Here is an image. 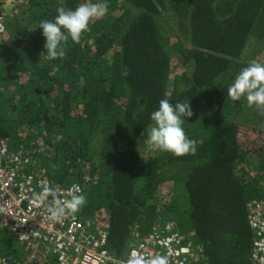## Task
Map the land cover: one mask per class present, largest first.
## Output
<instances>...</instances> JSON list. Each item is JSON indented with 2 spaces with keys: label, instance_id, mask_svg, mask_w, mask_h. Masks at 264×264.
Returning a JSON list of instances; mask_svg holds the SVG:
<instances>
[{
  "label": "trees",
  "instance_id": "obj_1",
  "mask_svg": "<svg viewBox=\"0 0 264 264\" xmlns=\"http://www.w3.org/2000/svg\"><path fill=\"white\" fill-rule=\"evenodd\" d=\"M84 2L96 0H21L5 17L0 140L29 161L27 173L84 186L81 217L106 233L111 257L125 260L131 243L171 222L201 250L191 263L251 264L247 205L264 200V114L227 91L250 61L264 63V0H107L79 44L44 60L40 22ZM162 99L189 101L183 127L196 155L147 144ZM0 264L56 263L32 259L0 219Z\"/></svg>",
  "mask_w": 264,
  "mask_h": 264
},
{
  "label": "built area",
  "instance_id": "obj_2",
  "mask_svg": "<svg viewBox=\"0 0 264 264\" xmlns=\"http://www.w3.org/2000/svg\"><path fill=\"white\" fill-rule=\"evenodd\" d=\"M20 5L21 0H0V36L5 31L7 11L16 12ZM28 166V160L12 154L8 144L0 140V219L9 226L14 238L32 252V259L49 257L56 264L111 263L106 233H91L80 211L74 217L66 215L59 222L49 219L46 203L37 202L35 197L53 185L27 173ZM75 184L84 194V186ZM72 185L57 188L61 199ZM247 210L248 225L253 232L251 264H264V200L248 203ZM173 229V224L168 222L144 240L131 243L126 259L133 252L149 257L160 253L169 255L170 264H191L201 255V250Z\"/></svg>",
  "mask_w": 264,
  "mask_h": 264
},
{
  "label": "clouds",
  "instance_id": "obj_3",
  "mask_svg": "<svg viewBox=\"0 0 264 264\" xmlns=\"http://www.w3.org/2000/svg\"><path fill=\"white\" fill-rule=\"evenodd\" d=\"M108 14L107 0L84 2L74 10L65 7L57 8L54 20H42L39 28L45 38V51L40 54L46 61L63 59L66 56V45L69 40L79 44L82 35L90 30V24L103 19ZM123 76L129 75V70H123ZM80 85H84V78H80ZM232 101L246 99L249 107H255L264 114V63L252 60L235 77L227 91ZM193 112L188 102H177L175 105L168 99L159 101L158 109L150 119L153 124L147 134V144L153 152H168L176 157L196 155V141L185 133L183 125L186 118H191ZM51 197V200H49ZM35 200L46 203V212L53 222L61 221L66 215L73 217L86 204L87 199L77 184L66 190L65 198H60L59 190L51 185L45 187ZM111 264H170V257L156 253L145 256L133 252L126 260L108 257Z\"/></svg>",
  "mask_w": 264,
  "mask_h": 264
},
{
  "label": "crops",
  "instance_id": "obj_4",
  "mask_svg": "<svg viewBox=\"0 0 264 264\" xmlns=\"http://www.w3.org/2000/svg\"><path fill=\"white\" fill-rule=\"evenodd\" d=\"M7 12L9 13V15H13L16 13V12H12V9L8 10ZM9 15H7V16H9Z\"/></svg>",
  "mask_w": 264,
  "mask_h": 264
},
{
  "label": "bare ground",
  "instance_id": "obj_5",
  "mask_svg": "<svg viewBox=\"0 0 264 264\" xmlns=\"http://www.w3.org/2000/svg\"><path fill=\"white\" fill-rule=\"evenodd\" d=\"M199 260V259H198ZM191 264H193V263H191Z\"/></svg>",
  "mask_w": 264,
  "mask_h": 264
},
{
  "label": "rangeland",
  "instance_id": "obj_6",
  "mask_svg": "<svg viewBox=\"0 0 264 264\" xmlns=\"http://www.w3.org/2000/svg\"><path fill=\"white\" fill-rule=\"evenodd\" d=\"M175 29H173V31H174Z\"/></svg>",
  "mask_w": 264,
  "mask_h": 264
}]
</instances>
